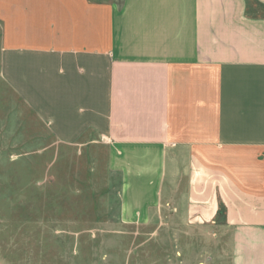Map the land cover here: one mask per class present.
<instances>
[{"label": "crops", "instance_id": "1", "mask_svg": "<svg viewBox=\"0 0 264 264\" xmlns=\"http://www.w3.org/2000/svg\"><path fill=\"white\" fill-rule=\"evenodd\" d=\"M105 6L84 45L5 46L2 79L59 141L108 145L122 222L174 207L229 230V264H264V17L247 0Z\"/></svg>", "mask_w": 264, "mask_h": 264}, {"label": "rangeland", "instance_id": "2", "mask_svg": "<svg viewBox=\"0 0 264 264\" xmlns=\"http://www.w3.org/2000/svg\"><path fill=\"white\" fill-rule=\"evenodd\" d=\"M112 1L0 0V264H229V230L213 234L174 207L122 222L108 145L91 133L59 141L2 79L5 46L84 45L87 13L102 20ZM250 11L264 17L254 1Z\"/></svg>", "mask_w": 264, "mask_h": 264}, {"label": "trees", "instance_id": "3", "mask_svg": "<svg viewBox=\"0 0 264 264\" xmlns=\"http://www.w3.org/2000/svg\"><path fill=\"white\" fill-rule=\"evenodd\" d=\"M247 1H248V4L250 5V2H253L254 0H247ZM257 4H258L259 7H263L264 8V5L259 4V3H257ZM249 12H250V14H252L251 11H249ZM225 212H226V209H225L224 205L221 204L218 214L220 215V217L223 216V215L225 216ZM224 216H223V218H224Z\"/></svg>", "mask_w": 264, "mask_h": 264}]
</instances>
